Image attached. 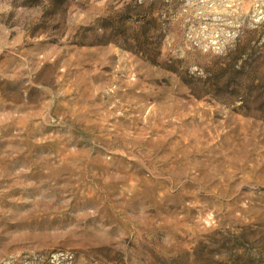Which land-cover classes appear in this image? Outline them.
I'll use <instances>...</instances> for the list:
<instances>
[{"label":"rangeland","instance_id":"obj_1","mask_svg":"<svg viewBox=\"0 0 264 264\" xmlns=\"http://www.w3.org/2000/svg\"><path fill=\"white\" fill-rule=\"evenodd\" d=\"M0 264H264V0H0Z\"/></svg>","mask_w":264,"mask_h":264}]
</instances>
